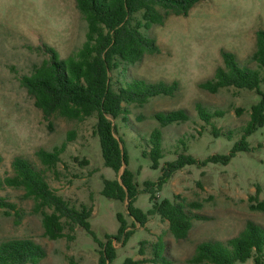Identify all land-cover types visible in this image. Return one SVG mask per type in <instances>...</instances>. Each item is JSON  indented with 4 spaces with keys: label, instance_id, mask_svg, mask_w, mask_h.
Returning a JSON list of instances; mask_svg holds the SVG:
<instances>
[{
    "label": "rangeland",
    "instance_id": "1",
    "mask_svg": "<svg viewBox=\"0 0 264 264\" xmlns=\"http://www.w3.org/2000/svg\"><path fill=\"white\" fill-rule=\"evenodd\" d=\"M260 30H264V0H201L188 17L171 16L163 26L152 27L149 35L156 40L160 54L147 55L136 65L123 64L111 73L115 89L132 80L180 84L174 97H155L143 107L127 106L129 120L120 123L117 135L126 141L129 169L136 175V208L145 213L151 209L149 185L158 190V201L179 196L202 204L201 209L191 211L204 218L193 220L187 239L177 240L159 216L150 217L141 227L129 216L127 202L102 195L104 179L115 180L116 174L104 166L93 134L95 119L78 122L54 116L46 120L21 84L23 76L48 59L44 45L66 59L85 42L87 24L75 0H0V178L13 175L12 162L16 157L27 159L37 170H45L36 152L51 151L72 137L57 167L58 175L45 174L58 195L79 209L83 205L93 208L92 234L78 227L74 241H53L44 236L42 216L33 213L34 204L23 199V191H0L1 197L16 204L18 212L9 216L0 210V243L33 239L47 252L40 264H100V251L109 241L115 248V257L107 264H190L198 244L226 242L239 235L249 221L264 227V211L252 208L264 203V126L248 137L249 152L237 153L228 164L186 167L162 188L157 187L161 170L153 169L152 161L141 155L143 150H150L149 137L159 127L153 115L180 109L187 111L190 120L162 129L163 148L169 152L162 163L176 160L182 151L176 150L179 145L187 147L183 152L201 161L212 155L230 154L259 97L234 88L212 94L198 85L212 79L223 65L222 50L234 53L242 67L257 69L249 58L256 49ZM197 103L210 112L223 111L225 115L208 125L200 119ZM237 109L242 110L240 116ZM213 126L221 137L213 136ZM84 160L88 163L84 164ZM119 218L127 231L133 230L121 241L117 236ZM158 241L166 246L157 253L160 263L140 262L155 258ZM238 264L255 261L252 258Z\"/></svg>",
    "mask_w": 264,
    "mask_h": 264
},
{
    "label": "trees",
    "instance_id": "2",
    "mask_svg": "<svg viewBox=\"0 0 264 264\" xmlns=\"http://www.w3.org/2000/svg\"><path fill=\"white\" fill-rule=\"evenodd\" d=\"M201 0H75L76 8L87 24L86 40L83 45L66 59H61L56 50L48 45L43 49L48 55L29 75L21 79L34 105L46 120L59 116L71 121L84 122L95 119L93 134L97 138L104 166L116 174L115 180L104 179L102 195L110 200L127 202L129 216L144 227L150 217L159 216L167 222L171 234L177 240L188 238L193 220L204 217L192 213L199 210V202H187L179 196L158 201L154 185H149L151 209L148 212L136 208L139 194L136 175L129 169V154L126 141L117 137L120 123L129 120L127 106H145L152 98L174 97L180 90L178 81L149 84L132 80L115 89L111 73L123 64L136 65L147 55L160 54L156 40L149 35L153 26H163L171 17H188L191 9ZM223 65L219 66L212 79L199 83L198 87L212 94L223 90L238 89L254 92L259 101L251 106L250 118L243 134L228 156L212 155L204 161L198 160L182 149L176 160L162 163L169 155L163 148L162 129L173 124L186 123L190 116L186 110L160 112L153 115L159 127L149 137L150 150L141 155L152 161V168L161 170L158 188H162L177 172L190 166L228 164L239 152H249L248 137L264 126V30L256 35V49L249 58L257 69L242 67L237 56L222 50ZM199 117L208 125L214 118H222L223 111L210 112L197 103ZM242 110L237 109V115ZM211 125V124H210ZM213 136L221 137L213 126ZM224 137V136H222ZM228 138V137H227ZM230 138V137H229ZM51 151L40 149L36 156L45 170H37L27 159L16 157L12 162L13 175L0 178V191L6 189L24 192L23 199L33 202V213L42 216L44 236L56 241L63 238L75 240V230L81 227L92 234L90 219L93 208L83 205L80 209L58 195L47 180L46 172L58 175L57 167L67 150V143ZM231 139V138H230ZM123 145V146H122ZM3 157L0 154V165ZM88 162L84 160V164ZM164 164V165H163ZM124 169V170H123ZM123 172L121 173V171ZM253 210L264 211V203L252 206ZM0 210L11 216L17 212L16 204L0 196ZM121 228L118 240L128 238L133 230L119 218ZM135 229V228H134ZM127 231V232H126ZM158 241L155 258L140 262L160 263L157 254L165 249ZM100 264H107L115 257L112 241L100 251ZM47 257L46 250L33 239H11L0 243V264H40ZM254 259L255 264H264V227L252 221L246 223L239 235L223 241H206L197 245L190 264H238ZM136 264V263H134Z\"/></svg>",
    "mask_w": 264,
    "mask_h": 264
}]
</instances>
